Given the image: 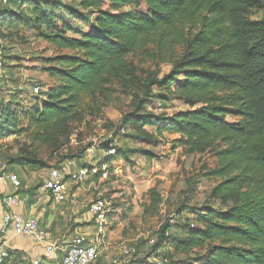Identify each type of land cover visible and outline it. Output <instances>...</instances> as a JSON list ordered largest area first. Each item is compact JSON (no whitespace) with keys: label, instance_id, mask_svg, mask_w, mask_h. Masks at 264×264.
Here are the masks:
<instances>
[{"label":"trees","instance_id":"trees-1","mask_svg":"<svg viewBox=\"0 0 264 264\" xmlns=\"http://www.w3.org/2000/svg\"><path fill=\"white\" fill-rule=\"evenodd\" d=\"M1 3L16 26L27 22L58 52L48 69L56 84L23 113L38 145L25 152L27 166L49 168L41 150L57 152L74 125L101 115L114 100L113 84L136 92L143 85L147 93L158 86L159 99L175 97L189 108L153 118L164 123L158 135L175 134L174 148L187 155L214 154L218 166L208 175L221 178L211 194L218 210L199 214L200 226L187 224L186 236L173 241L177 254L206 250L203 264H264V18H252L264 0H80L78 8L54 0ZM73 19L90 29L70 37ZM179 46L169 74L139 80L134 57H174ZM143 103L125 124L151 145L157 135L147 130L154 124L141 114ZM10 111L2 99L3 125L14 123ZM8 133L3 128L0 136ZM151 198L162 203L156 191ZM166 240L154 245L156 255Z\"/></svg>","mask_w":264,"mask_h":264},{"label":"rangeland","instance_id":"rangeland-1","mask_svg":"<svg viewBox=\"0 0 264 264\" xmlns=\"http://www.w3.org/2000/svg\"><path fill=\"white\" fill-rule=\"evenodd\" d=\"M54 1L64 7L78 8L80 3V0ZM1 2L0 48L4 49L5 58L0 70V93L5 101V110H11L14 123L3 125V118L0 119V131L9 129L8 134L0 136V160L10 161L11 165L25 169L27 164L22 160L25 152L38 145L32 142L27 130L28 121L23 113L43 101L48 88L56 84L49 76L48 69L55 65L49 61L58 52L27 22L22 21L16 26L11 21L10 8ZM11 8L15 10L16 6ZM2 14L7 15V19L2 18ZM252 18H264V9L255 10ZM71 23L74 32L68 34L70 37H78L91 27L90 23L76 19ZM176 51L174 57L167 55L149 59L141 54L134 57L139 67V80H147L149 74L157 73L158 79L169 74L182 53L181 46ZM35 85L43 88L44 93L40 97L33 93ZM112 87L116 90L114 100L101 115L94 118L87 116L82 124L73 126L64 147L53 153L42 149L40 155L48 160L49 168L65 163L71 164L70 168L76 171V166L85 164L82 160L86 158L88 150L97 148L104 140H116L117 154L107 157L105 152L97 149L92 161L98 173L79 186L86 205L101 196L109 202L106 237L101 254L92 264H203L201 256L206 255V250L183 256L177 254L173 241L186 236L187 224L191 228L192 225L200 226L199 214L219 208L220 203L213 200L211 194L221 178L208 175L218 166L215 155H187L181 148H174V140L178 138L175 134L163 132L158 135L164 123L153 118H167L189 110L182 101L175 97L159 99L164 90L158 86H154L150 93L144 90L143 85L137 92L125 90L118 84ZM141 100L144 101L141 114L148 118L145 121L154 124L147 126V130L157 135L151 145L139 140L130 126L125 124L127 116L137 109ZM228 121L235 120L228 118ZM153 191L160 194V205L153 202ZM81 215L88 222H93L85 208ZM164 236L168 240L164 241L156 255L154 247ZM152 241L155 243L152 244ZM124 248L135 249L131 258L122 259L120 251Z\"/></svg>","mask_w":264,"mask_h":264},{"label":"built area","instance_id":"built-area-1","mask_svg":"<svg viewBox=\"0 0 264 264\" xmlns=\"http://www.w3.org/2000/svg\"><path fill=\"white\" fill-rule=\"evenodd\" d=\"M9 0H2L7 4ZM4 49L0 48V70L4 66ZM43 88L35 85L33 93L40 95ZM2 96L0 93V108ZM107 142L104 140L93 148L87 151L85 164L75 173L70 169L71 164H63L64 167H52L49 170L48 176L45 180L44 187L51 194L57 203H64L68 200L67 184L71 183H84L90 180L98 169L93 163V158L96 156L97 149L105 152L107 157H112L117 154L116 140H110V147L108 150H102L100 146ZM7 178L13 188L21 187L20 177L10 170V165L0 160V181ZM0 202H5L8 206L12 207L18 203V198L9 193L5 196L0 195ZM86 214L96 226V235L91 236L79 233L72 237L67 242L52 241V234L48 230L40 228L39 220L35 217H24L17 214H6L3 219L5 230L12 229V231L20 237L32 238L38 243H46V253L44 259H57L61 255L60 264H92L101 254L102 243L107 233V221L110 214L109 202L103 196L91 201L86 206ZM152 244L155 241L151 242ZM135 249L124 248L120 251L122 259H129L133 256ZM10 258V252L4 243H0V264H3ZM166 262V260H165ZM32 264H43L42 258L35 259Z\"/></svg>","mask_w":264,"mask_h":264},{"label":"crops","instance_id":"crops-1","mask_svg":"<svg viewBox=\"0 0 264 264\" xmlns=\"http://www.w3.org/2000/svg\"><path fill=\"white\" fill-rule=\"evenodd\" d=\"M84 165L76 166V171ZM52 167L43 169L26 166L24 169L19 165H10V170L20 177L21 187L13 188L7 178L0 181L1 196L11 193L18 198V203L12 207L5 202H0V243H4L13 254L5 264H32L37 258H42L43 264L61 263V255L54 260L44 259L46 243H38L32 238L17 236L12 229L5 230L3 219L9 213L37 218L40 228L50 231L52 241L59 243L67 242L79 233L96 235L94 233L96 232L95 224L88 222L81 215L82 209L93 201L91 200L86 205L81 196V188H79L81 184L87 183L89 180L84 183L69 182L67 184L68 200L64 203H57L44 187ZM60 167L62 168L64 165ZM70 169L73 173L76 172L73 171V168Z\"/></svg>","mask_w":264,"mask_h":264},{"label":"water","instance_id":"water-1","mask_svg":"<svg viewBox=\"0 0 264 264\" xmlns=\"http://www.w3.org/2000/svg\"><path fill=\"white\" fill-rule=\"evenodd\" d=\"M109 147H110V142H109V141L104 142V143L100 146V148H101L102 150H108Z\"/></svg>","mask_w":264,"mask_h":264}]
</instances>
